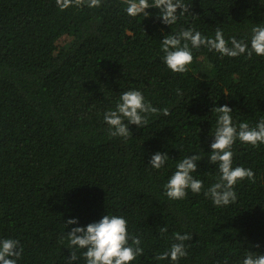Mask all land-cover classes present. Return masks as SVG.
<instances>
[{
    "label": "trees",
    "instance_id": "16d2710c",
    "mask_svg": "<svg viewBox=\"0 0 264 264\" xmlns=\"http://www.w3.org/2000/svg\"><path fill=\"white\" fill-rule=\"evenodd\" d=\"M182 2L190 11L166 25L155 7L129 16L124 0L63 11L56 0H0V239L20 242L17 264H86L85 249L69 260L67 232L107 214L128 221L130 244L141 239L143 254L131 264H242L250 251L264 254V144L232 145L233 167L255 173L254 182L236 183L234 203L215 206L204 195L220 175L208 162L214 109L231 107L237 128L264 117V56L201 46L188 71L175 73L161 49L165 36L188 28L210 38L220 29L229 46L235 36L250 49L264 0ZM127 90L170 114L142 113L144 127L130 124L127 139L111 136L104 114ZM158 151L168 159L155 169L148 162ZM192 154L203 156L192 175L204 187L170 200L164 185ZM70 218L77 224L66 227ZM177 232L192 234L187 255L156 260Z\"/></svg>",
    "mask_w": 264,
    "mask_h": 264
},
{
    "label": "clouds",
    "instance_id": "9594fccd",
    "mask_svg": "<svg viewBox=\"0 0 264 264\" xmlns=\"http://www.w3.org/2000/svg\"><path fill=\"white\" fill-rule=\"evenodd\" d=\"M87 4L90 8L99 7L101 0H56L61 11L75 5ZM125 8L129 16L136 17L150 15L146 9L155 7L159 9L162 23L166 25L175 24L179 15L190 11V6L182 0H124ZM179 10V12H178ZM183 41V44H182ZM191 45V47L189 46ZM229 40L224 38L222 30L217 29L214 38L206 37L193 28L181 29L174 35L165 36L161 42L164 52V62L167 67L175 73L188 71V66L193 62L192 49L205 46L209 51H215L221 56L238 57L242 54L251 57L253 52L257 56H264V25H256L251 29L250 49L244 40H238L235 36ZM213 110V109H212ZM218 113L217 127L213 133V141L210 145L211 151L208 157L210 164L218 165L220 175L204 192L205 197L210 198L215 206H227L237 200L234 186L245 178L255 181V173L251 168L243 166L233 167L231 151L232 145L237 139L256 147L264 144V117L251 127L248 122L242 121L238 128L232 122V108L227 104L214 109ZM169 115V110L157 109L150 102H145L144 95L139 90H127L120 94L119 102L115 110H109L104 114V120L109 125V134L113 137L120 136L127 139L131 133L130 124L144 127L147 123V113ZM127 121V122H125ZM203 158L200 154L186 156L176 164V170L164 185L165 194L170 200H181L187 196V190L200 193L204 182L196 179L192 173L197 171V162ZM168 154L156 152L151 156L149 164L160 169L166 163ZM77 224V220L70 218L65 225ZM167 231V227H161V234ZM68 247L70 250V261L78 259L74 249H85L82 255L86 264H131L138 255L143 254L141 239L138 236L131 237L129 243L128 221L119 215H104L99 221L92 222L86 226L73 227L67 232ZM192 234L175 233L176 243H172L168 251L158 254V261L170 259L178 261L187 255L184 242L191 240ZM23 253L20 242L12 238L0 239V264H17ZM227 264V259L225 260ZM242 264H264V254L248 252Z\"/></svg>",
    "mask_w": 264,
    "mask_h": 264
}]
</instances>
